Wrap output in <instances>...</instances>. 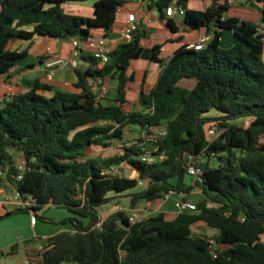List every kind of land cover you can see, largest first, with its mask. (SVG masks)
Returning a JSON list of instances; mask_svg holds the SVG:
<instances>
[{"label":"trees","instance_id":"1","mask_svg":"<svg viewBox=\"0 0 264 264\" xmlns=\"http://www.w3.org/2000/svg\"><path fill=\"white\" fill-rule=\"evenodd\" d=\"M79 1L84 0H0V74H8L27 53L26 48L8 47L13 37L85 40L95 29L109 30L126 0H93L90 15L63 7L65 2ZM171 1L155 0V4L165 8ZM175 1L184 8L187 26L213 25L201 48L183 44L170 54L159 43L144 48L143 33L136 29L131 39L111 49L101 65L93 54H80L89 65L73 69L72 85L79 91L46 94L42 90H50L51 85L34 78L3 97L0 187L31 194L36 204L16 206L3 214L49 203L74 213L61 219L71 223L69 229L44 238L39 264H264V142L259 141L264 136V0L263 30L252 20L228 15L226 1L205 9L187 7L188 0ZM226 28L233 32V43L222 47ZM139 56L163 62V67L149 97L140 91L144 109L125 110V86L134 78L130 60ZM107 73L117 79L114 94L97 98L88 76ZM242 119L247 123L239 122ZM127 126L142 133L118 152L86 154L92 144L123 139ZM157 126H164L166 132L150 136ZM208 126L215 131L212 137ZM9 146L20 151L25 163L20 178ZM145 149L155 155L153 161L140 158ZM189 153L198 158L202 173L185 183ZM215 157L217 165L211 163ZM123 164L135 175L102 171ZM140 181L144 186L130 193L132 204L164 197L169 190L189 192L196 186L203 195L194 200L192 210H159L131 221L125 209L116 207L102 218L98 204ZM198 221L216 228L212 236L216 255L210 251V237L192 230ZM11 250H17L15 243Z\"/></svg>","mask_w":264,"mask_h":264},{"label":"crops","instance_id":"2","mask_svg":"<svg viewBox=\"0 0 264 264\" xmlns=\"http://www.w3.org/2000/svg\"><path fill=\"white\" fill-rule=\"evenodd\" d=\"M92 2L93 0H88L86 3L88 4L86 10L91 11V14L93 9ZM215 2L222 3L224 0H188L187 7L205 9L207 6L212 5ZM76 3L78 4V2ZM227 4L228 8L226 13L228 15H235L243 19L252 20L259 25L261 30H263V24L261 22V0H230L227 1ZM129 13L135 14L138 25L137 30L143 33L140 37V44L144 48H148L159 43L160 49L168 54L172 53L176 48L183 44L190 45L204 32L212 34L213 31V25L211 24L200 27L187 26L183 21V15L177 13L167 15L164 12V8H159L155 4V0H126L116 11V17L112 27L107 31L95 29L91 33V36L97 37L104 35L114 47L117 43L122 41L120 34L121 27ZM161 14H163L165 18H171V21L166 22L161 17ZM170 22L173 23L174 27L171 26ZM71 39L72 37H51L47 35H38L30 39L13 37L8 42V47L14 45L17 49L26 48L27 53L17 64L14 65L8 74H0V103L9 90L16 91L26 80L34 78H38L40 81L51 85L52 88L50 90H42V92L46 94H51L54 90L79 91L80 88H75L72 85L76 80V75L72 68L65 67L56 69L53 77L47 79L45 78V70L41 67V62L45 58L57 55H67L71 48ZM220 43H224L225 47H229L233 43V32L231 29L226 28L222 30ZM82 52L84 54H92V50L86 45H84ZM97 63L98 65H101L99 62ZM79 65L85 68L89 65V62L81 59ZM130 66L134 69V78L126 83L127 103L123 105V108L125 110H143L145 103L140 97V91H143V96L149 97V92L155 85L162 70L163 62L139 56L130 60ZM88 83L97 95L110 96L114 94L117 79L115 76L113 77L111 73H107L103 77L88 76ZM126 128L132 130L135 129L138 136L142 133V131H139L133 126H127ZM126 128L124 129L123 138ZM4 192L5 190L0 187V214L4 213L6 210H12L15 207L13 203H6L2 200ZM196 192H198L197 187H194L189 192H178L180 195L173 197L167 205L168 208L162 210L175 211L177 201L184 197L187 200L194 201L200 197ZM174 194L175 192H172L168 199ZM115 208L116 207L106 214H101L102 218ZM38 209L39 208L35 209V213ZM32 223L35 225V220H31V224ZM62 229L69 228H58L56 232ZM25 246L30 245L27 244ZM27 258L31 261L39 262L40 256H38V258H32L27 255ZM74 263L75 262H73V264Z\"/></svg>","mask_w":264,"mask_h":264},{"label":"rangeland","instance_id":"3","mask_svg":"<svg viewBox=\"0 0 264 264\" xmlns=\"http://www.w3.org/2000/svg\"><path fill=\"white\" fill-rule=\"evenodd\" d=\"M88 0L76 2H65L63 7L66 10L82 15H90L91 11H87L86 4ZM86 5V6H85ZM222 47H225L224 43H220ZM9 48H15L14 45ZM264 55V52H263ZM248 119H242L239 122L247 123ZM215 132V131H214ZM210 133V137L215 133ZM138 133L136 130L126 128L123 139H113L108 145L92 144L86 151L87 155L90 156H106L121 150V146L133 141L137 138ZM259 141L264 142V136L259 138ZM8 149L13 152L16 162L21 160V153L18 149L9 146ZM214 165L218 164V158H214L211 162ZM120 174L133 176L135 171L132 170L128 165L123 164L117 169ZM198 176L185 174L184 182H193ZM175 178H173L174 180ZM144 186V182L140 181L138 185L130 190L125 191L123 194L114 196L110 201L100 203L96 207L101 214H106L114 207H123L128 214L136 212V219L156 213L159 210L167 209L169 201L179 196L180 193L175 191V194L168 199V197H161L152 200L138 199L134 204L131 203L132 191H135ZM198 189L197 194L203 195L201 188L196 186ZM10 191V190H9ZM74 213L69 210L66 206L56 204H45L42 205L36 212L35 225L31 224V212L26 210H18L9 214L0 215V264H39L38 261H31L27 258V255L32 258H38L39 248L38 245L44 241L46 236L56 232L58 228H70L72 225L70 222H61V219L71 216ZM214 227L208 226L203 221H198L192 225V230L196 233L206 234L208 237L214 239L212 236L215 233ZM264 238V235H263ZM17 245V250L12 251L11 245ZM31 245L26 247L25 245ZM35 245V246H34ZM37 246V247H36ZM26 247V248H25ZM123 253L124 251L121 250ZM62 264H73L72 261H63ZM75 264V263H74Z\"/></svg>","mask_w":264,"mask_h":264},{"label":"built area","instance_id":"4","mask_svg":"<svg viewBox=\"0 0 264 264\" xmlns=\"http://www.w3.org/2000/svg\"><path fill=\"white\" fill-rule=\"evenodd\" d=\"M224 1H230V0H224ZM164 12L167 15H171L173 13L177 14H183L184 8L180 5L176 4L175 0H172L169 2L165 8ZM137 20L134 13H129L127 16V19L123 23L121 27V39L122 41H127L131 39L133 32L137 29ZM209 33L204 32L202 35H200L197 40L192 42L190 46H193L194 48H201L203 44L210 38ZM84 45L88 46L92 50V54L97 59V61L101 64L105 63L109 59V52L113 48L112 43L106 38L104 35H100L97 37L89 36L85 40H80L77 37H72L71 39V48L67 55H57L53 57H48L42 60L41 67L45 70V78L50 79L53 77L55 70L60 68H76L79 65L80 61V54L82 53V49ZM15 91L9 90L5 98H8L11 96ZM100 97V95H97V98ZM213 126L207 127V133L210 135V133L213 131ZM166 132V128L164 126H157L154 127L150 133V136L155 137L159 135H163ZM140 158L144 161H153L155 158V155L150 152V150L145 149L144 152L140 154ZM17 167V174L16 177L20 178L22 177V171L25 168V163L21 159L16 163ZM185 167L187 170V173L199 176L202 173V168L198 164V158L189 153L185 159ZM118 168L117 166L113 165L111 167H106L102 171L103 172H114ZM172 193L171 190L165 193L164 197H168ZM2 200L6 203H13L16 206L19 207H28V206H34L35 204V198L31 194L23 195L20 193L19 190L14 189L11 191H5L2 197ZM123 208V207H119ZM195 208V202L190 201L187 199H180L176 203V210L177 211H183V210H192ZM31 220H35V210L31 208ZM145 216V215H144ZM129 219L131 221L136 220V212H132L129 214ZM101 220L97 221V224L100 223ZM210 251L212 254L216 255V249H217V243L214 239L210 238ZM31 246V245H30ZM26 246V247H30ZM25 247V248H26ZM37 247V246H36ZM39 251L43 249L42 243L38 245Z\"/></svg>","mask_w":264,"mask_h":264}]
</instances>
